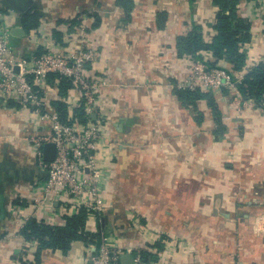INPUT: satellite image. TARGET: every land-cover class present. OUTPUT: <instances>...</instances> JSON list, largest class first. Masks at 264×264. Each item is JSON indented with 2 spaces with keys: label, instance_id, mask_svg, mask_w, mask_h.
Segmentation results:
<instances>
[{
  "label": "crops",
  "instance_id": "crops-1",
  "mask_svg": "<svg viewBox=\"0 0 264 264\" xmlns=\"http://www.w3.org/2000/svg\"><path fill=\"white\" fill-rule=\"evenodd\" d=\"M116 1L0 0L19 58H33L49 42L69 50L67 41L82 32L99 52L89 70L106 81L95 157L104 205L87 218L85 233L154 255L148 264H264V104L230 90L202 92L186 104L177 95L190 57L237 82L264 62V0L236 7L250 24L241 71L213 51L190 56L177 48L197 28L207 44L217 37L216 0H133L130 20ZM56 102L66 106L67 121H79L80 93L51 76L45 109L61 117ZM50 125L32 109L0 106V264H91L93 243L73 242L67 254L44 250L38 262V243L20 234L30 220L64 227L74 216L63 214L64 200L56 216L40 205L46 172L36 140Z\"/></svg>",
  "mask_w": 264,
  "mask_h": 264
},
{
  "label": "built area",
  "instance_id": "built-area-1",
  "mask_svg": "<svg viewBox=\"0 0 264 264\" xmlns=\"http://www.w3.org/2000/svg\"><path fill=\"white\" fill-rule=\"evenodd\" d=\"M10 38L11 32L0 12V106L21 112L32 109L40 121L51 122L50 134L36 140L39 165L46 172L39 187L40 205L48 206L53 216L62 214L64 201L63 214L66 216L76 215L80 210H86L88 217L101 213L104 196L101 170L95 157L105 119L100 93L106 81L93 76L89 70L99 58L98 50L94 44H88L92 40L82 32L78 41L74 38L67 41L72 46L69 50L49 42L43 52L25 59L17 56ZM80 41L82 44L78 46ZM188 62V72L178 84L179 89L207 93L230 90L237 97H243L242 81H234L224 68L209 66L195 57H190ZM51 76L68 81L80 93L81 108L87 118L84 127L78 120L63 123L58 113L45 109ZM94 116L98 118L96 122L92 120ZM50 143L55 144L57 152L54 161L48 163L44 158V147ZM94 249L91 264H121L125 254L133 255L136 264H146L142 254L114 246L107 238Z\"/></svg>",
  "mask_w": 264,
  "mask_h": 264
},
{
  "label": "trees",
  "instance_id": "trees-1",
  "mask_svg": "<svg viewBox=\"0 0 264 264\" xmlns=\"http://www.w3.org/2000/svg\"><path fill=\"white\" fill-rule=\"evenodd\" d=\"M216 2L220 6L215 26L218 35L212 43H205L200 33L201 29L197 28L187 35L180 36L177 39V48L181 55L190 56H194L195 53L203 50L213 51L218 60L228 59L234 64L236 70L241 71L245 67V56L240 53V46L250 40V24L237 17L236 7L240 0H216ZM116 3L126 13L127 20H130L134 8L133 0H117ZM165 17V14H160L158 18L161 20ZM159 27H162L160 23ZM240 89L245 96L255 98L264 104V62L249 71L244 77ZM177 95L184 104L188 101L196 103L197 100L206 97L201 91L193 92L190 90L179 91ZM55 106L61 113L60 120L67 123L66 106L60 102H56ZM213 107L216 111V107L214 105ZM78 119L81 123L87 121L83 108L78 110ZM87 218L86 210H80L76 215L66 218L64 227L39 224L36 220H30L20 231V234L25 240L38 243L37 261L39 262L42 251L49 250L67 254L73 242L85 241L98 246L100 244L99 238L85 233ZM142 257L146 264L155 260V256L148 252L143 253Z\"/></svg>",
  "mask_w": 264,
  "mask_h": 264
},
{
  "label": "water",
  "instance_id": "water-1",
  "mask_svg": "<svg viewBox=\"0 0 264 264\" xmlns=\"http://www.w3.org/2000/svg\"><path fill=\"white\" fill-rule=\"evenodd\" d=\"M20 35L22 34V32H17ZM56 146L55 144H46L45 145V150H44V158L45 161L50 163L53 162L56 156ZM121 264H136L135 260H134V256L131 254H125L122 256L121 258Z\"/></svg>",
  "mask_w": 264,
  "mask_h": 264
}]
</instances>
